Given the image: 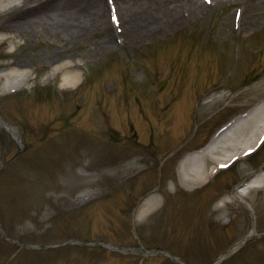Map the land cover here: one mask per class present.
Masks as SVG:
<instances>
[{"label":"rangeland","instance_id":"obj_1","mask_svg":"<svg viewBox=\"0 0 264 264\" xmlns=\"http://www.w3.org/2000/svg\"><path fill=\"white\" fill-rule=\"evenodd\" d=\"M16 1L11 0L7 4L6 0H0V33L8 35V38L0 40V71L29 67L32 72L28 77L26 73L22 76L24 90L17 94L5 90L6 79L0 78V113L19 126L24 142H29L30 147L21 158L5 168L8 175L5 171L0 173V207L6 213L4 227L9 236L32 244H55L70 238L86 237L132 246L139 244L136 236L140 235L145 247L167 248L187 264H211L255 228L257 236L223 264H264V191H253L247 197L248 201L256 203L257 212L253 210L251 213L241 203L219 209L215 205V202L220 204V196L233 185L235 177L240 181L247 170L264 160V150L260 156L248 158L228 172H220L205 187L192 192L185 191L183 187H177V192L172 189L162 212L145 219V224L134 218L139 228L135 236H132L130 226L124 224L123 216L119 215V204H114L115 199L99 201L101 197H98L88 204L74 203L72 207L63 208L65 201L61 198L71 192L58 187V184L44 187L60 188V191L49 192L43 190V186L36 190L39 187L30 185L31 172L25 165L35 150L36 137L61 132L66 124L76 123L93 129H74L72 139H82L80 135L83 134L89 143L103 144V138H106L110 140V148L127 150V157L143 149L144 141H148L149 148L153 133V140L159 142V145H154L160 147L162 143L159 157L163 159L146 152L144 165L157 178L159 165L164 163L163 177L160 185L155 187L154 181L147 193L167 185V175L172 172L173 177H177L179 160L186 151L206 143L198 144L197 138L201 133L211 131L212 127H217L240 111L254 110L264 103V0H213L212 4L199 12H193L185 5L181 12L189 18L177 21L173 17H166L163 29L155 34H147L144 29L139 34L101 31L98 25L93 24L75 34L66 21L21 32L10 23V18L31 7L30 3L41 11L56 14L59 13V7L70 1L24 0V5L19 1V5L9 7ZM97 1L106 7V0H81L78 5H74V10L80 15L84 14ZM237 9L242 14L238 22L235 20ZM149 13L147 16L151 17ZM64 23L67 27L62 26ZM108 38L114 42H109ZM171 54L173 57H169ZM140 64H146L149 68H139ZM59 66L63 68L59 70ZM69 70L84 72L85 80L81 86L67 90L62 87V79ZM89 70H93V74H89ZM153 71L158 72L156 79L162 86L156 94L149 87ZM185 75L189 82L188 95L192 107L195 103L192 93L196 95L198 85L206 89V93L198 97L194 109L195 114L200 116L198 120L203 121L189 143L183 141V131L172 121L176 114L189 107L191 110L183 93ZM12 84L16 82L10 81L6 87L10 88ZM215 88L216 98L218 90L227 95L226 98L216 103V106L214 101L204 104L203 98L207 93L211 95ZM39 89L46 91L43 97L37 94ZM150 100L154 102V112L150 110ZM94 103H98L97 106ZM108 106V109H113L111 114L116 116L111 118L115 128L124 133L129 128L126 132L132 133L131 137L120 138L122 132L116 130L110 120V124H106L100 112H108ZM190 110L184 113L182 127L192 136L198 123L194 112ZM75 111V117L65 118ZM153 113L159 115L155 120ZM261 114L264 118V112ZM141 120L148 138L136 122L142 124ZM154 124L162 126L163 136H157ZM17 151L13 136L0 124V164L10 160ZM37 154L40 158L54 156L45 150L42 152V149ZM113 156L121 157L116 152H113ZM60 160L61 155L57 153L54 164ZM79 169L80 166L77 167L78 172ZM98 177V173H93L91 179L96 181ZM116 180L113 181L115 186L109 185L110 181L104 186L110 193L113 190L120 191V186H116L122 181ZM65 181L66 178L60 177L58 183ZM139 184L132 187L129 198ZM214 188L219 190L216 198L212 194ZM53 192V198L49 199L48 195ZM72 195L73 200L78 196ZM125 219L130 222L129 216ZM18 250L15 244L1 239L0 263L4 257L14 255ZM31 253L34 255H28L27 261L21 256L20 264H135L141 257L110 251L105 247L92 249L78 245L48 249L41 254ZM144 264L176 263L156 258Z\"/></svg>","mask_w":264,"mask_h":264},{"label":"bare ground","instance_id":"obj_2","mask_svg":"<svg viewBox=\"0 0 264 264\" xmlns=\"http://www.w3.org/2000/svg\"><path fill=\"white\" fill-rule=\"evenodd\" d=\"M69 3L65 5H60L58 8L59 13H49L45 10L41 11L39 7H26L23 12H20L10 18V23L17 28L18 31H29L37 27H49L48 25H58V22L66 21L67 24L72 28L73 32H80L82 29L88 27L89 24L98 25L100 30L113 29V26L107 20V11L100 1H97L91 5L90 9L84 14H79L74 7L78 5L81 0H68ZM117 12L121 15V24L124 26L126 31L139 34L143 32V29L147 33H156L162 30L165 25L166 17H173L177 21L185 19L184 15H181V9L183 6H189V9H194L195 12H199L201 9L205 8V5L200 2V0H116ZM23 5L25 2L22 3ZM21 5V6H23ZM15 7V6H14ZM150 12V13H149ZM147 13L151 14V17L147 16ZM54 14V15H53ZM53 15V16H52ZM106 18V19H105ZM150 25V26H148ZM62 26L67 27L66 23ZM92 26V25H91ZM3 36V35H2ZM109 42L112 39L108 38ZM61 67H58L60 69ZM29 70V69H28ZM24 68L23 72H29ZM21 72L19 69H14L13 74H19ZM10 75V74H9ZM68 76L65 77L63 86H71L80 83L81 73L80 72H68ZM11 76V75H10ZM259 125V121L255 118L247 117L241 122H237L232 128H227L230 132L225 140L222 138L228 133H221L219 136L214 138L209 146L206 147L200 154H196L193 160L202 157L204 159L203 165L192 166L190 168H185L181 165L179 169L178 179L183 186L186 188H193L196 185L202 184L212 176V171L209 167V162L211 161H222L228 154L233 152L234 155L245 143H253L252 139V126L253 128ZM251 129V130H250ZM250 131V133H249ZM252 146V145H251ZM136 168L121 166L120 171H132ZM258 179L261 174L258 175ZM257 181V180H256ZM254 182V183H253ZM255 188V180H252ZM251 192V188L249 189ZM160 195H153L146 199L139 208L138 216L144 217L149 214L155 207L161 202ZM233 197L243 201L245 200V193L242 189L235 188L233 190Z\"/></svg>","mask_w":264,"mask_h":264}]
</instances>
